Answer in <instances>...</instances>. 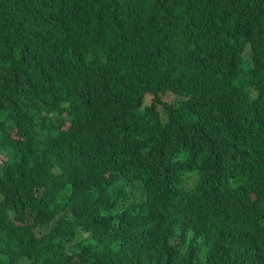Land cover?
<instances>
[{
	"label": "trees",
	"instance_id": "1",
	"mask_svg": "<svg viewBox=\"0 0 264 264\" xmlns=\"http://www.w3.org/2000/svg\"><path fill=\"white\" fill-rule=\"evenodd\" d=\"M0 264H264V0H0Z\"/></svg>",
	"mask_w": 264,
	"mask_h": 264
}]
</instances>
